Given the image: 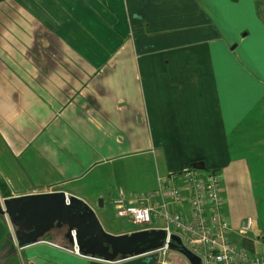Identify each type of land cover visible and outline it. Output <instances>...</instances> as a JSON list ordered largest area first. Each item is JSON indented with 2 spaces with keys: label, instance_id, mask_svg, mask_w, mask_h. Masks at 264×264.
Segmentation results:
<instances>
[{
  "label": "crops",
  "instance_id": "1",
  "mask_svg": "<svg viewBox=\"0 0 264 264\" xmlns=\"http://www.w3.org/2000/svg\"><path fill=\"white\" fill-rule=\"evenodd\" d=\"M197 161L221 178L230 241L263 254L264 0H0L7 198L60 190L114 213ZM9 230L0 217V264L159 263L77 256L54 234L8 255Z\"/></svg>",
  "mask_w": 264,
  "mask_h": 264
},
{
  "label": "built area",
  "instance_id": "2",
  "mask_svg": "<svg viewBox=\"0 0 264 264\" xmlns=\"http://www.w3.org/2000/svg\"><path fill=\"white\" fill-rule=\"evenodd\" d=\"M222 192L216 171L189 167L158 178L152 193L121 197L114 205V215L128 219L135 231L163 233V246L154 251L161 258L160 264H172L168 255L172 236L179 237L183 246L199 257L200 264H264V237L259 239L263 249L260 255L230 241ZM5 220L14 243V230ZM250 229L251 221L247 219L239 232L247 235ZM70 250L80 256L74 243Z\"/></svg>",
  "mask_w": 264,
  "mask_h": 264
},
{
  "label": "water",
  "instance_id": "3",
  "mask_svg": "<svg viewBox=\"0 0 264 264\" xmlns=\"http://www.w3.org/2000/svg\"><path fill=\"white\" fill-rule=\"evenodd\" d=\"M190 167L205 169L200 161ZM0 217L6 218L14 230L15 242L8 255L14 254L16 248L42 241L53 230L60 229H65L64 238L71 245L75 244L81 257L108 263L153 253L163 246L161 231H134L120 235L106 233L91 207L60 190L0 199ZM168 247L188 264H200L199 257L184 247L179 237L172 236Z\"/></svg>",
  "mask_w": 264,
  "mask_h": 264
},
{
  "label": "rangeland",
  "instance_id": "4",
  "mask_svg": "<svg viewBox=\"0 0 264 264\" xmlns=\"http://www.w3.org/2000/svg\"><path fill=\"white\" fill-rule=\"evenodd\" d=\"M93 196L94 195H91V198H93ZM90 204L93 206V208L96 212V217H97L102 229L106 233L116 235L117 232H126V231H129L131 229H136V227H134V226L132 227V224L128 219L116 218L114 213H113L112 207L109 203H106L104 205L103 209H100V200L99 199L97 201H95L94 199H91ZM64 233H65V229H60V230H53L50 234H54L55 240L57 242L65 244L66 240L64 239ZM170 253H172L173 255L174 254L179 255V254L172 252V251ZM170 253H168V255ZM154 255L158 256V258H159L158 264H160L161 258L159 257L158 253H155ZM147 257H150V255Z\"/></svg>",
  "mask_w": 264,
  "mask_h": 264
},
{
  "label": "trees",
  "instance_id": "5",
  "mask_svg": "<svg viewBox=\"0 0 264 264\" xmlns=\"http://www.w3.org/2000/svg\"><path fill=\"white\" fill-rule=\"evenodd\" d=\"M0 196L4 199L10 196L8 189L2 184H0ZM63 246L69 249L72 248V245L69 242H66Z\"/></svg>",
  "mask_w": 264,
  "mask_h": 264
}]
</instances>
